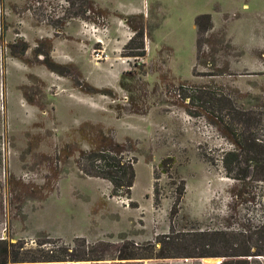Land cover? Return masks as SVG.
Instances as JSON below:
<instances>
[{
	"label": "rangeland",
	"instance_id": "obj_1",
	"mask_svg": "<svg viewBox=\"0 0 264 264\" xmlns=\"http://www.w3.org/2000/svg\"><path fill=\"white\" fill-rule=\"evenodd\" d=\"M143 1L95 0L110 19L131 15ZM146 1L149 13L143 23L134 21L144 28L145 57L133 59L122 56L124 38L115 39L120 34L107 25L108 15L97 24L69 20L67 34L50 25L70 10L64 0H0V241L24 243L21 253L74 248L82 256L75 239L83 238L150 256L160 244L153 252L148 245L171 236L172 227L177 245L165 246L171 258L112 260L111 248L98 262L9 264H264V182L225 176L221 160L235 147L213 125L229 114L225 104L212 111L215 101L208 99L196 110L165 90L183 82L228 98L239 112L230 121L244 122L232 130L264 145V0ZM205 14L214 29L198 37L195 19ZM54 41L60 54H50ZM45 54L67 66L68 77L50 72ZM76 81L111 95H87ZM135 108L143 113H131ZM83 125L134 143L130 200L110 197L108 182L77 169L78 151L92 147L78 133ZM168 158L171 168L162 174L158 166Z\"/></svg>",
	"mask_w": 264,
	"mask_h": 264
},
{
	"label": "trees",
	"instance_id": "obj_2",
	"mask_svg": "<svg viewBox=\"0 0 264 264\" xmlns=\"http://www.w3.org/2000/svg\"><path fill=\"white\" fill-rule=\"evenodd\" d=\"M68 3L70 10L65 11V15L57 20H53L51 27L60 31L65 27L69 20L80 19L85 22H91L97 24L98 22L106 19L108 13L101 8H99L95 0H64ZM92 14V16H87V14ZM124 23L133 32L132 38L124 46L122 54L123 57L139 59L145 57V44H144V28L140 24L137 27L134 23H143L145 17L143 15H132V16H120ZM195 27L197 30V36H204L210 31H213L214 25L210 15H200L195 19ZM228 43V42H227ZM231 44V43H229ZM126 51H130L126 54ZM45 59L43 60V65L52 73H55L61 77H68L69 68L65 65L57 64L50 59L49 54H45ZM200 54H198V43L196 47V62H200ZM222 74H217L220 76ZM121 87H125L124 77L121 81ZM75 88L79 89L82 93L87 95L101 94L105 96H110V90H99L88 83L82 84L80 81L75 82ZM168 97L170 99H176L178 101L184 102L189 99V105L203 107L208 103V99L214 100L215 103L209 104L211 110L215 111L218 107V102L225 104L222 109H227L229 114L222 116L218 122H214V126L217 127L223 133V137L226 138L231 145L235 147L234 150L226 152L221 160L222 167L227 178L233 179L235 181L244 182L248 179H254L255 181L264 182V145L255 140V138L247 134L244 131L235 133L236 130H232V126L244 125V122L238 118L237 121L233 123L230 121V116L237 114L239 112L236 110L235 105L231 103L228 98H215L216 92H206V87L203 86H193L187 83L178 82L175 84H166L165 88ZM210 90V89H209ZM207 100V101H205ZM185 112L191 117L202 116L189 112L185 109ZM235 112V113H234ZM131 113H143V110L135 108L131 110ZM200 113V112H199ZM225 119V121H224ZM226 119H228L226 121ZM246 127V126H245ZM81 138L90 142L91 146L89 150L78 151V158L76 160L77 169L86 177L100 179L109 183L110 197L118 199H131L132 188L135 183V164L137 159L133 156L135 152V146L132 140L127 139L124 144L117 143L113 136L106 134L100 128H95L91 125H83L78 131ZM69 145L65 146L62 150L63 153L67 150ZM203 160L211 163L204 155H201ZM167 161L170 163L167 164ZM212 164V163H211ZM244 164L245 166H242ZM172 165V159L168 158L163 160L158 169L162 170V174H168ZM244 168V169H243ZM252 170V173H250ZM155 174V173H154ZM183 188L177 193V198L175 199L172 209L170 211V221L175 218L178 214L179 203L183 194ZM161 203L160 194L157 185L153 186V205L154 207H159ZM133 208H138L137 203H131ZM135 206V207H134ZM173 228L171 227V236H166L164 241H156L155 244H149L150 250L156 251V245L160 244L159 250L150 256L144 254L136 253L135 251H128L125 246L117 247L116 244H111L108 242H97L94 245H89L83 238H76V242H81V247L84 248L83 255L80 256L74 251V248L69 251L68 248H62L58 250L57 253L54 251H48L46 253L41 252L40 255H33L29 252L21 253L23 250L24 243L7 244L5 241H0V264L9 263H64V262H77V261H89L98 262L105 260V254L111 249H116L115 259L112 260H132V259H167L171 258L169 254L165 252L166 245H177L175 239L173 238ZM138 248V247H137ZM24 251V250H23ZM255 256H262L257 254ZM254 263V262H253ZM248 264V263H246ZM256 264V263H255Z\"/></svg>",
	"mask_w": 264,
	"mask_h": 264
},
{
	"label": "crops",
	"instance_id": "obj_3",
	"mask_svg": "<svg viewBox=\"0 0 264 264\" xmlns=\"http://www.w3.org/2000/svg\"><path fill=\"white\" fill-rule=\"evenodd\" d=\"M99 8H101V7L99 6ZM101 9L104 10L103 8H101ZM104 11H106L108 13V18L107 19L109 20V22H107V25L109 26V28L111 27L112 22H113V25L115 26L116 31L120 34V37H117V38L115 37V39L118 40L121 37L124 38V40L122 42L123 44L121 46V47H123L132 38L133 32L124 23V21L120 18V16H132V15H135L137 13H142V14H139V15H143L144 16V14L149 13V3H148V1L144 0L142 8L141 9H134L133 11L130 12L131 15L114 13L111 19L109 18L110 13L107 10H104ZM71 26H73V25H71L70 23H67V25L65 26V32L67 34H68V32H67L68 30L70 32V30H71L70 27ZM59 43H60V41H58V42L54 41L53 42V46H52L50 54H57L58 53V50L60 49L59 48ZM66 47L69 48V46H66ZM58 54H60V53H58ZM1 164H2V159L0 160V166H1Z\"/></svg>",
	"mask_w": 264,
	"mask_h": 264
}]
</instances>
